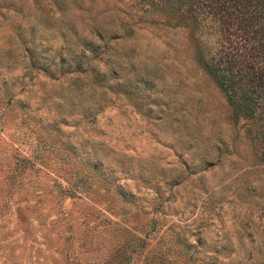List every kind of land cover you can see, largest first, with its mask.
Returning <instances> with one entry per match:
<instances>
[{"label": "rangeland", "instance_id": "1", "mask_svg": "<svg viewBox=\"0 0 264 264\" xmlns=\"http://www.w3.org/2000/svg\"><path fill=\"white\" fill-rule=\"evenodd\" d=\"M187 20L0 0V264H264V114Z\"/></svg>", "mask_w": 264, "mask_h": 264}, {"label": "trees", "instance_id": "2", "mask_svg": "<svg viewBox=\"0 0 264 264\" xmlns=\"http://www.w3.org/2000/svg\"><path fill=\"white\" fill-rule=\"evenodd\" d=\"M168 17L190 19L202 64L229 102L264 114V0H145ZM217 33L216 44L205 36Z\"/></svg>", "mask_w": 264, "mask_h": 264}]
</instances>
